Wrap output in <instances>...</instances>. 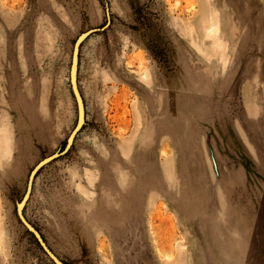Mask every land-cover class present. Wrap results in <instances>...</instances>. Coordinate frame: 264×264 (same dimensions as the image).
Listing matches in <instances>:
<instances>
[{
  "label": "rangeland",
  "instance_id": "obj_1",
  "mask_svg": "<svg viewBox=\"0 0 264 264\" xmlns=\"http://www.w3.org/2000/svg\"><path fill=\"white\" fill-rule=\"evenodd\" d=\"M101 28L27 221L65 264H264V0H0V264H54L16 204Z\"/></svg>",
  "mask_w": 264,
  "mask_h": 264
},
{
  "label": "water",
  "instance_id": "obj_2",
  "mask_svg": "<svg viewBox=\"0 0 264 264\" xmlns=\"http://www.w3.org/2000/svg\"><path fill=\"white\" fill-rule=\"evenodd\" d=\"M106 15L109 20V12L108 9H106ZM101 29H91L84 33H82L76 40L72 57H71V66H70V76H69V82L71 91L73 94V97L75 99L76 103V111H77V120H76V126L74 127L73 131L71 132L66 147L62 151H57L54 154L42 159L31 171L30 176L28 178L26 191L23 196V198L17 202L16 204V214L19 222L22 224V226L34 237L42 251L46 254V256L54 263V264H65L63 263L46 245L43 238L41 237L40 233L27 221V219L24 216V208L26 205V202L28 201L31 191H32V185L35 178V175L38 170L43 168L44 166L48 165L49 163L53 162L54 160L58 159L59 157L65 155L69 148L72 146V143L74 142V139L76 135L80 132L82 126L85 124V111H84V102L82 99V96L80 94V91L78 89L77 85V73H78V65H79V53H80V45L81 43L86 40L89 36L95 34L96 32H99L103 30Z\"/></svg>",
  "mask_w": 264,
  "mask_h": 264
},
{
  "label": "bare ground",
  "instance_id": "obj_3",
  "mask_svg": "<svg viewBox=\"0 0 264 264\" xmlns=\"http://www.w3.org/2000/svg\"><path fill=\"white\" fill-rule=\"evenodd\" d=\"M212 13H213V10H212ZM214 14H215V12H214ZM216 15V14H215ZM210 22H211V25L205 30V36L206 37H209V38H213V39H215V40H217V42H219L218 40H219V38L218 37H216V33H217V31H219V25H218V22H217V17L215 16V19L213 18H211V20H210ZM47 38V35L45 34V39ZM44 40V39H43ZM74 47V46H73ZM219 48L221 49V45H220V43H219ZM222 49H223V47H222ZM72 52H73V50H72ZM70 66H71V64H70ZM69 74H70V71H69ZM70 76V75H69ZM70 79V78H69ZM76 126V125H75ZM73 131V130H72ZM71 134V133H70ZM70 136V135H69ZM69 136H68V138H69ZM1 145H3V144H1Z\"/></svg>",
  "mask_w": 264,
  "mask_h": 264
}]
</instances>
